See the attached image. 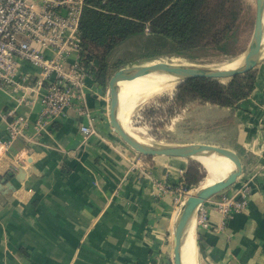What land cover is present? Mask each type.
Listing matches in <instances>:
<instances>
[{"label": "crops", "instance_id": "crops-1", "mask_svg": "<svg viewBox=\"0 0 264 264\" xmlns=\"http://www.w3.org/2000/svg\"><path fill=\"white\" fill-rule=\"evenodd\" d=\"M20 70L30 77L28 88L0 94L3 112L15 109L24 117V135L0 151V264H170L178 194L190 160L141 155L112 133L108 93L92 74L86 97L94 120L67 110L40 126L43 91L32 90L40 72L26 62ZM254 71L251 95L235 111L220 107L234 119L215 133L217 141L179 143L229 148L243 165L232 187L201 205L208 227L198 220L202 207L196 212L199 264H264V39ZM24 94L29 103L17 100ZM82 125L97 134L86 137ZM6 128L0 117V141L8 137ZM213 160L222 171L224 162ZM247 181V207L225 222L215 202Z\"/></svg>", "mask_w": 264, "mask_h": 264}, {"label": "trees", "instance_id": "trees-1", "mask_svg": "<svg viewBox=\"0 0 264 264\" xmlns=\"http://www.w3.org/2000/svg\"><path fill=\"white\" fill-rule=\"evenodd\" d=\"M243 11V0H85L81 61L108 88L112 76L126 66L169 57L198 62L215 51L236 56L243 50L235 47L242 41ZM255 85L254 69L228 82L191 78L178 85L175 100L188 111L206 105L235 111ZM233 119L232 114L208 123L206 131L219 133ZM206 175L201 164L190 161L184 189L198 187Z\"/></svg>", "mask_w": 264, "mask_h": 264}, {"label": "built area", "instance_id": "built-area-1", "mask_svg": "<svg viewBox=\"0 0 264 264\" xmlns=\"http://www.w3.org/2000/svg\"><path fill=\"white\" fill-rule=\"evenodd\" d=\"M84 6L85 0H0V94L28 88L30 77L21 72L22 62L37 68L40 74L32 90L37 94L43 91L39 98L40 126L66 115L67 110L94 120L86 97V80L91 74L80 56ZM17 100L30 102L25 94ZM0 117L7 121L8 135L0 141V151L7 152L11 143L24 135V117L15 109H0ZM81 131L86 137L97 134L92 125H82ZM250 193L247 181L235 195H225L215 202L225 222L247 207ZM198 220L208 227V214L203 207Z\"/></svg>", "mask_w": 264, "mask_h": 264}, {"label": "water", "instance_id": "water-1", "mask_svg": "<svg viewBox=\"0 0 264 264\" xmlns=\"http://www.w3.org/2000/svg\"><path fill=\"white\" fill-rule=\"evenodd\" d=\"M264 39V0H256V16L254 33L246 52L242 66L231 70H218L214 68L199 67L197 65H184L173 62L158 61L154 63H142L126 66L118 70L109 82V118L111 126L116 129L121 139L133 150L144 156H169L195 160L197 156L218 155L228 158L235 166V170L214 185L208 186L196 195H191L181 207L180 215L176 221L175 238V264H183L182 243L183 237L192 217L198 208L212 197L227 191L232 187L243 173V165L240 156L233 150L213 144L189 143L167 146H154L141 143L130 135L120 124L118 118L119 84L131 77L148 72H159L175 75L184 81L191 78L231 79L237 75L247 73L254 69L260 60Z\"/></svg>", "mask_w": 264, "mask_h": 264}, {"label": "rangeland", "instance_id": "rangeland-1", "mask_svg": "<svg viewBox=\"0 0 264 264\" xmlns=\"http://www.w3.org/2000/svg\"><path fill=\"white\" fill-rule=\"evenodd\" d=\"M243 1L244 11L242 14L241 24L242 41L239 45L235 46L237 48V51H239L240 48L243 47L242 52H237L238 54L236 56H225L219 54L218 51H215L211 53V55L202 60H199L198 62H192L179 57H169L166 59H156L151 61L150 63L166 61L184 65H197L199 67L205 68H218L240 60L241 57L246 54L252 40L256 16V0ZM229 80L230 79H221V81L223 82H228ZM181 82L182 81H179L177 83L175 89L155 94L147 101L139 103L133 110L131 115V125L133 131L137 133L146 143L152 144L154 146H167L176 145L180 142L187 141L202 142L204 140H209L208 138H210V140L214 142L218 140L217 134L208 133L206 130L208 123H212L224 117L223 113L220 110V107H198L191 111L183 108L182 105L175 100L178 85ZM108 90L109 87L106 88L107 93ZM105 101L107 103H105V108L109 115L108 94ZM111 127L112 126H110V131L114 133L115 130L113 129V127ZM211 135L213 136L209 137ZM190 161L199 163L196 160ZM199 161L204 167L203 162L201 160ZM203 183L204 181L198 187L191 188L190 190L182 189L178 194V206H180V208L183 206L189 194L196 193L197 191L202 189L200 187H202ZM172 243L173 250L170 252V255L172 254V256L168 257L170 260V264H174V237Z\"/></svg>", "mask_w": 264, "mask_h": 264}, {"label": "bare ground", "instance_id": "bare-ground-1", "mask_svg": "<svg viewBox=\"0 0 264 264\" xmlns=\"http://www.w3.org/2000/svg\"><path fill=\"white\" fill-rule=\"evenodd\" d=\"M245 57L246 55H244L243 57H241L240 60L234 63L214 69L231 70V69L239 68L240 66L243 65L245 61ZM179 81L180 78L175 75H169L159 72H148L142 75L131 77L128 80L121 82L119 84V102H118V118L121 126L130 135H132L141 143L145 144L146 142L137 133L133 131L131 125V115L133 110L139 103L147 101L153 95L175 89ZM114 130L120 137L116 129ZM213 158L220 159L224 162L223 165L224 169L222 171H218V168L215 165V161L213 160ZM194 159H199L203 161L208 169L207 178L204 180L202 187H200L202 189L206 188L204 186L208 187L216 184L217 181L219 182V180H221V178L226 177L227 174L235 170L232 161H230L228 158L224 156L206 155V156H197ZM202 189H200L199 191H201ZM199 191L193 194H189L187 198L191 195L198 194ZM180 212H181V208L177 214L176 221L180 215ZM195 219H196V214L190 220L184 233L183 243H182L183 264H199V252L195 242ZM174 252H175V238H174ZM174 264H175V253H174Z\"/></svg>", "mask_w": 264, "mask_h": 264}]
</instances>
